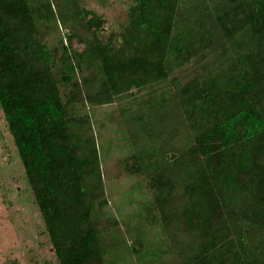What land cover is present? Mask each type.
Instances as JSON below:
<instances>
[{
	"label": "trees",
	"instance_id": "16d2710c",
	"mask_svg": "<svg viewBox=\"0 0 264 264\" xmlns=\"http://www.w3.org/2000/svg\"><path fill=\"white\" fill-rule=\"evenodd\" d=\"M81 1L0 0V109L58 264H264V0H133L108 36Z\"/></svg>",
	"mask_w": 264,
	"mask_h": 264
},
{
	"label": "rangeland",
	"instance_id": "374dc122",
	"mask_svg": "<svg viewBox=\"0 0 264 264\" xmlns=\"http://www.w3.org/2000/svg\"><path fill=\"white\" fill-rule=\"evenodd\" d=\"M81 2L85 9L103 18L105 36L119 32L122 25L127 22L128 12L133 4V0H82ZM172 93L173 89H168L149 97L145 91H134L135 98L132 100L125 98L121 103L116 102L102 106L99 109V117L103 119L106 113H111L113 121L124 122L126 113L143 114L144 109L148 108L147 106L163 102L165 99H172ZM146 119L148 120V118ZM145 142L143 139L141 142L138 140L139 144ZM116 183L117 179L112 177L108 183L109 188H117ZM146 189L142 187L144 198L149 197ZM112 209L115 215L119 216V210L122 209L125 216H131L129 209ZM0 264H58L40 210L35 203V197L1 109Z\"/></svg>",
	"mask_w": 264,
	"mask_h": 264
}]
</instances>
